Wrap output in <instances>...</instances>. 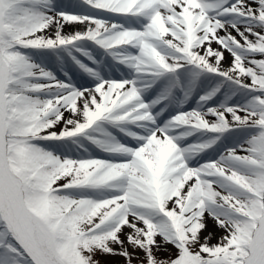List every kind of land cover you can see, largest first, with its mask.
Masks as SVG:
<instances>
[{"label": "snow or ice", "instance_id": "snow-or-ice-1", "mask_svg": "<svg viewBox=\"0 0 264 264\" xmlns=\"http://www.w3.org/2000/svg\"><path fill=\"white\" fill-rule=\"evenodd\" d=\"M264 264V0H0V264Z\"/></svg>", "mask_w": 264, "mask_h": 264}, {"label": "rangeland", "instance_id": "rangeland-1", "mask_svg": "<svg viewBox=\"0 0 264 264\" xmlns=\"http://www.w3.org/2000/svg\"><path fill=\"white\" fill-rule=\"evenodd\" d=\"M134 264H135V262H134Z\"/></svg>", "mask_w": 264, "mask_h": 264}]
</instances>
